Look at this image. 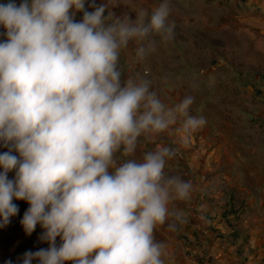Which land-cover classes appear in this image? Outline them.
<instances>
[{"label": "clouds", "instance_id": "9594fccd", "mask_svg": "<svg viewBox=\"0 0 264 264\" xmlns=\"http://www.w3.org/2000/svg\"><path fill=\"white\" fill-rule=\"evenodd\" d=\"M85 4H0V142L9 149L0 154V227L19 211L13 198L26 200L24 230L31 235L39 224L48 247L26 251L22 264H163L154 229L171 200L190 198L191 183L165 176L166 158L176 155L168 146L142 162L116 154H133L141 135L154 139L178 119L188 136L205 121L190 114L194 97L166 110L148 81L121 79L120 52L130 41L140 42L143 59L155 50L154 35L172 38L167 2L112 23L105 4Z\"/></svg>", "mask_w": 264, "mask_h": 264}, {"label": "rangeland", "instance_id": "374dc122", "mask_svg": "<svg viewBox=\"0 0 264 264\" xmlns=\"http://www.w3.org/2000/svg\"><path fill=\"white\" fill-rule=\"evenodd\" d=\"M9 2L0 0V4ZM22 2L15 0L17 5ZM95 2L106 5V23L124 16L134 19L141 9L151 14L161 3H168L172 38L162 41L154 35L155 50L143 59L137 56L140 42L130 41L120 52L121 79L137 84L148 81L166 110L185 96L194 97L190 114L205 121L196 135L222 145L217 156L203 157L207 162L197 177L188 169L179 146L168 142L176 155L166 158L165 176L191 179V195L171 200L165 223L155 229L169 231V243L186 247L193 264H264V205L250 204L251 196L259 202L264 191L252 185L247 150L264 147V0ZM82 15L76 12L75 20ZM158 146L159 141L152 143L150 152ZM262 154L254 153L260 160ZM143 157L129 155L127 160L142 162ZM258 169L262 175L264 167ZM263 177L256 181L258 185H264ZM158 236L154 238L159 243L163 237Z\"/></svg>", "mask_w": 264, "mask_h": 264}, {"label": "crops", "instance_id": "0c3cea01", "mask_svg": "<svg viewBox=\"0 0 264 264\" xmlns=\"http://www.w3.org/2000/svg\"><path fill=\"white\" fill-rule=\"evenodd\" d=\"M5 32L6 29H4L3 25H0V42L6 40V36L3 35V33ZM181 123H182V119H178L176 124L171 125L164 132L157 134L154 139L147 138V134L141 135L138 138L136 151L130 156L135 159L143 156L145 153L150 152L152 143H155L157 141L160 142L161 146H168L169 144L168 142L172 141L173 143H176L181 149L182 154L185 156L188 169L192 172V174H194L197 177H201L203 173L202 169H204L207 162L203 157L206 156L205 158H207V156L211 154L217 156L218 155L217 153L220 151L219 149H221L222 145L218 142H216V144H209L210 143L209 140L203 138L201 134L196 135L198 133L197 130L193 132L190 136H188L186 133L180 130ZM173 126L176 127L174 128ZM209 145L213 147L209 148ZM185 149H191V150L187 151ZM8 150L9 149L3 146V143L0 142V154ZM247 150H249V153H251L250 156H248V163L252 167L251 168L252 170L250 172L253 173L252 177L254 183H252V185L259 191H264V185H260V184L258 185L256 183V181L259 182V177L261 178L262 176H264V170L261 175L258 169L260 167H264V147H256V145H254L253 148ZM258 150L262 151L263 160L256 159L254 153ZM13 154L18 155V153H13ZM237 154L239 156V162L241 163L243 160L242 159L243 156L241 152ZM116 156L118 161L121 163L125 162L129 157V155L126 156L123 154L122 148L119 152H117ZM2 170L3 169H0V171ZM242 176L243 173L240 172L239 173L240 179L242 178ZM14 177H15V170H12L8 173V178L14 179ZM188 181L192 182L191 179ZM262 197L259 200V202H257V200H254V197L251 196L250 204L258 205V203H260L261 205H264V197L263 198ZM13 203L16 204L21 209V212L19 215L16 214L10 217L9 218L10 222L4 225L3 227H0V264H6V262L8 261H11V264H22L23 254L26 251L31 250L35 252L40 248L48 247V243L46 241L40 240V234L44 231V229H42L39 224H37L35 230L31 233V235L27 234L24 230L21 220L23 218L25 211L30 206L29 203L26 200H21L16 198H13ZM261 217L264 218V215ZM156 234L159 235L158 237H160V235H162L161 237H163V239L159 241L160 244L162 242L161 259L163 261V264H193L191 255L186 254V250H187L186 247L176 243L174 244L169 243L171 237V233H169V231L165 233L164 231L160 232L158 229H154V235L157 236ZM58 241H60L59 237H57V245H59L60 243ZM32 264H38V262L36 260H33ZM66 264H71V262H66Z\"/></svg>", "mask_w": 264, "mask_h": 264}, {"label": "trees", "instance_id": "16d2710c", "mask_svg": "<svg viewBox=\"0 0 264 264\" xmlns=\"http://www.w3.org/2000/svg\"><path fill=\"white\" fill-rule=\"evenodd\" d=\"M18 209H19V211H18V213H17V214L19 215V214H20V212H21V209H20L19 207H18Z\"/></svg>", "mask_w": 264, "mask_h": 264}]
</instances>
